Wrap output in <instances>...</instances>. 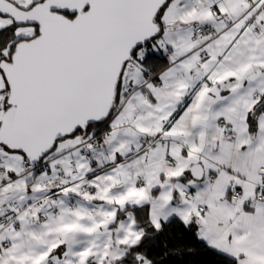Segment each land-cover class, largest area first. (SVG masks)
Returning <instances> with one entry per match:
<instances>
[{"label":"snow or ice","instance_id":"snow-or-ice-1","mask_svg":"<svg viewBox=\"0 0 264 264\" xmlns=\"http://www.w3.org/2000/svg\"><path fill=\"white\" fill-rule=\"evenodd\" d=\"M0 264H264V0H0Z\"/></svg>","mask_w":264,"mask_h":264},{"label":"trees","instance_id":"trees-1","mask_svg":"<svg viewBox=\"0 0 264 264\" xmlns=\"http://www.w3.org/2000/svg\"><path fill=\"white\" fill-rule=\"evenodd\" d=\"M210 259V258H209Z\"/></svg>","mask_w":264,"mask_h":264}]
</instances>
